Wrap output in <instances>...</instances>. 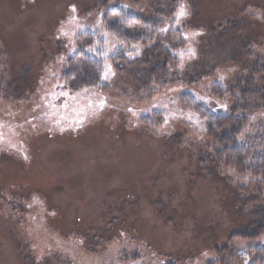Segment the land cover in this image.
Masks as SVG:
<instances>
[{
	"label": "rangeland",
	"instance_id": "rangeland-1",
	"mask_svg": "<svg viewBox=\"0 0 264 264\" xmlns=\"http://www.w3.org/2000/svg\"><path fill=\"white\" fill-rule=\"evenodd\" d=\"M113 9L167 17L176 84L142 90L107 60L145 50L105 33ZM85 33L103 42L105 94L60 79ZM257 59L264 0H0V264H242L240 250L264 247V183L217 166L205 122L179 102L227 113L208 91ZM260 132L264 114L240 144Z\"/></svg>",
	"mask_w": 264,
	"mask_h": 264
},
{
	"label": "trees",
	"instance_id": "trees-1",
	"mask_svg": "<svg viewBox=\"0 0 264 264\" xmlns=\"http://www.w3.org/2000/svg\"><path fill=\"white\" fill-rule=\"evenodd\" d=\"M166 18L160 15L146 20L123 9L107 10L103 15L104 31L110 38L126 47L130 53H134L133 49L137 47L145 48L142 58L135 63H127L124 55L107 58L118 67V73L125 70L134 71L133 81L138 83L142 90L151 89L145 87L149 82H154L156 86L164 80L163 86H160L162 89L168 86V79L175 81L174 84L178 80L176 73H168V69L175 65L176 59L166 48L172 46V33L165 36L163 32ZM77 43L79 51L65 63L60 75L61 81L71 94L87 90L107 93L109 87L103 84L104 61L100 52L92 53L97 46L102 47L103 42L98 40L96 35L85 33L77 38ZM257 60L245 75L235 77L227 85L217 83L208 91L210 98L222 105L217 109L228 108L227 113H214L187 93L179 96V102L186 110L199 115L205 122L211 142L212 161L217 166L235 168L241 175L250 173L252 177L264 183V135L260 132L249 138L248 146L241 145L239 141L250 118L264 114V61ZM161 120L162 113H154L151 117H143L140 122L143 127L152 129L156 128V124H160ZM239 237L233 236L229 240L230 243ZM246 238L254 240L251 236ZM236 259L242 264H264V247L254 245L242 249L237 253Z\"/></svg>",
	"mask_w": 264,
	"mask_h": 264
},
{
	"label": "snow or ice",
	"instance_id": "snow-or-ice-1",
	"mask_svg": "<svg viewBox=\"0 0 264 264\" xmlns=\"http://www.w3.org/2000/svg\"><path fill=\"white\" fill-rule=\"evenodd\" d=\"M181 14H183V12H181Z\"/></svg>",
	"mask_w": 264,
	"mask_h": 264
}]
</instances>
